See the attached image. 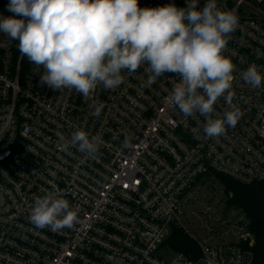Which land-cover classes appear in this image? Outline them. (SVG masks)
<instances>
[{
    "label": "built area",
    "instance_id": "obj_1",
    "mask_svg": "<svg viewBox=\"0 0 264 264\" xmlns=\"http://www.w3.org/2000/svg\"><path fill=\"white\" fill-rule=\"evenodd\" d=\"M9 2L0 0V16L15 15ZM180 3L187 6L139 0L142 8ZM217 5L239 21L224 55L235 65L232 104L241 111L218 137L204 132L206 116H185L171 101L178 73L149 85L142 64L123 70L119 87L99 84L86 99L42 83L43 67L0 32V264H257L249 218L229 204L220 176L264 182V81L254 88L243 79L252 64L264 73V0ZM226 95L213 119L230 110ZM78 130L95 139L97 152L61 148ZM48 193L69 201L72 227L30 221L35 200ZM176 230L196 243L192 255L169 244Z\"/></svg>",
    "mask_w": 264,
    "mask_h": 264
},
{
    "label": "clouds",
    "instance_id": "obj_2",
    "mask_svg": "<svg viewBox=\"0 0 264 264\" xmlns=\"http://www.w3.org/2000/svg\"><path fill=\"white\" fill-rule=\"evenodd\" d=\"M198 5L199 0H187L186 7L143 8L139 0H10L7 7L15 15L0 16V32L18 40L20 53L43 67L42 83L75 89L86 99L99 84L119 87L125 79L122 71L135 72L142 64L148 65L149 85L166 72L178 73L171 101L185 116L197 111L206 116L204 132L218 137L241 116L232 104L235 65L224 55L239 21L232 11L219 8L217 0H206L202 10ZM243 79L259 87L264 73L252 64ZM225 93L230 110L213 119V106ZM92 107V115L99 117L103 103ZM76 145L81 152L98 151L95 139L83 130L61 148ZM76 220L69 201L56 193L38 197L30 215L34 225L52 231L70 228Z\"/></svg>",
    "mask_w": 264,
    "mask_h": 264
},
{
    "label": "trees",
    "instance_id": "obj_3",
    "mask_svg": "<svg viewBox=\"0 0 264 264\" xmlns=\"http://www.w3.org/2000/svg\"><path fill=\"white\" fill-rule=\"evenodd\" d=\"M220 180L225 185L226 192L231 194L229 204L247 214L250 221L249 230L255 239L251 249L255 254L256 263H264V182L243 184L225 176H220ZM169 244L174 250L187 255H192L197 248L196 243L179 230L173 232Z\"/></svg>",
    "mask_w": 264,
    "mask_h": 264
},
{
    "label": "rangeland",
    "instance_id": "obj_4",
    "mask_svg": "<svg viewBox=\"0 0 264 264\" xmlns=\"http://www.w3.org/2000/svg\"><path fill=\"white\" fill-rule=\"evenodd\" d=\"M177 7H185V4L180 3ZM254 238V237H253ZM255 240V239H254Z\"/></svg>",
    "mask_w": 264,
    "mask_h": 264
}]
</instances>
